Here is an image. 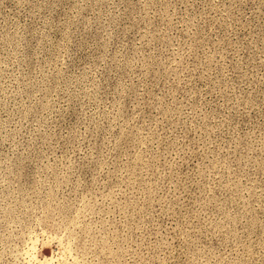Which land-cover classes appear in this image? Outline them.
I'll use <instances>...</instances> for the list:
<instances>
[{
    "label": "rangeland",
    "instance_id": "1",
    "mask_svg": "<svg viewBox=\"0 0 264 264\" xmlns=\"http://www.w3.org/2000/svg\"><path fill=\"white\" fill-rule=\"evenodd\" d=\"M0 264H264V0H0Z\"/></svg>",
    "mask_w": 264,
    "mask_h": 264
}]
</instances>
